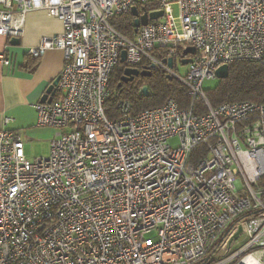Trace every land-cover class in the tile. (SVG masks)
<instances>
[{"label":"built area","instance_id":"obj_1","mask_svg":"<svg viewBox=\"0 0 264 264\" xmlns=\"http://www.w3.org/2000/svg\"><path fill=\"white\" fill-rule=\"evenodd\" d=\"M133 6L162 14L128 37L110 19ZM33 11L62 23L28 50L63 51L52 100L32 105L36 125L59 131L29 159L0 128V264H264V99L212 106L202 89L222 64L264 68V0H0V35H20ZM122 50L127 67L174 79L185 103L132 114L118 99L109 117Z\"/></svg>","mask_w":264,"mask_h":264},{"label":"crops","instance_id":"obj_2","mask_svg":"<svg viewBox=\"0 0 264 264\" xmlns=\"http://www.w3.org/2000/svg\"><path fill=\"white\" fill-rule=\"evenodd\" d=\"M62 23L44 11L25 15L22 32L18 36L0 35V53L9 62H0V128L18 133H34L51 127L38 126L32 105L39 102L47 86L58 76L65 59L61 49H47L40 55H32L29 49L38 45L44 36L60 32ZM17 38L18 42H12ZM5 119L10 121L5 124Z\"/></svg>","mask_w":264,"mask_h":264},{"label":"trees","instance_id":"obj_3","mask_svg":"<svg viewBox=\"0 0 264 264\" xmlns=\"http://www.w3.org/2000/svg\"><path fill=\"white\" fill-rule=\"evenodd\" d=\"M110 23L125 36H132L134 26L131 14L113 16ZM153 53L160 57L157 51ZM127 66L126 63L117 62L110 75L111 97L106 104L109 117L117 115L114 110V103L118 99H125L130 102L132 114L148 107L160 105L167 97L171 96L185 103L186 99L178 90L177 82L159 70H151L148 76H138L132 81L121 82V85L118 86L123 70ZM140 86H147L149 92L147 96L139 92ZM204 93L212 106L240 100L261 101L264 99V68L252 62L229 63L228 76L220 79V84L212 92ZM194 153L204 154V148L198 147ZM257 184L264 187V175L258 179Z\"/></svg>","mask_w":264,"mask_h":264},{"label":"water","instance_id":"obj_4","mask_svg":"<svg viewBox=\"0 0 264 264\" xmlns=\"http://www.w3.org/2000/svg\"><path fill=\"white\" fill-rule=\"evenodd\" d=\"M131 15L134 16V21H133V25H134V30H137V27L139 25H146L148 20H153L158 18L159 16H161L162 11L161 10H157V11H151V12H147L145 11V9H143V13L141 15H138V10L135 6H133L131 8ZM12 42H18L17 38H12L11 39ZM194 47L189 46L187 48H185L182 51V56L185 55H189V54H193L194 53ZM125 58H126V52L125 50H122L120 53V58H119V62L120 63H124L125 62ZM163 62H165L167 64L168 67H172L173 63H172V59L168 58L166 60H162ZM190 61L189 58H182L181 59V64H187ZM154 65L152 64L151 67H153ZM151 73V69L150 68H145L142 70H139L137 68H133V67H125L122 73V76L120 78V82L118 83V86L121 85V82H129L132 81L134 79V77L137 76H148ZM215 76L216 78L219 79H224L228 76V64H222L219 67H217L215 69ZM170 78V76H168ZM59 77L57 76L45 89L44 93L42 94V96L39 99V102H50L56 92V86L58 83ZM141 92L144 96L148 95V89L147 86H142ZM238 233V232H237ZM237 233H235L234 236L237 235Z\"/></svg>","mask_w":264,"mask_h":264},{"label":"rangeland","instance_id":"obj_5","mask_svg":"<svg viewBox=\"0 0 264 264\" xmlns=\"http://www.w3.org/2000/svg\"><path fill=\"white\" fill-rule=\"evenodd\" d=\"M173 14L174 16L178 15V8L176 5H173ZM175 64L177 71L180 74H184L187 65L181 64L178 58L175 59ZM220 84L219 78H209L205 79L202 83V89L206 93L212 92ZM251 101V100H250ZM53 131L49 130H35L34 133H21V137L24 143V152L27 158L33 159L36 157H46L49 154L50 150V141L56 136L59 130L52 128ZM171 143L175 144L176 139H172Z\"/></svg>","mask_w":264,"mask_h":264},{"label":"flooded vegetation","instance_id":"obj_6","mask_svg":"<svg viewBox=\"0 0 264 264\" xmlns=\"http://www.w3.org/2000/svg\"><path fill=\"white\" fill-rule=\"evenodd\" d=\"M138 77V76H137ZM134 78H136V77H134Z\"/></svg>","mask_w":264,"mask_h":264}]
</instances>
